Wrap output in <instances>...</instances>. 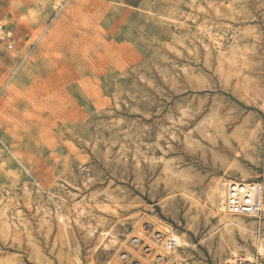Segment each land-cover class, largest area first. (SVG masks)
I'll list each match as a JSON object with an SVG mask.
<instances>
[{"label":"rangeland","instance_id":"374dc122","mask_svg":"<svg viewBox=\"0 0 264 264\" xmlns=\"http://www.w3.org/2000/svg\"><path fill=\"white\" fill-rule=\"evenodd\" d=\"M0 31V264H106L146 216L167 264H264V193L224 220L212 195L264 185V0H0Z\"/></svg>","mask_w":264,"mask_h":264},{"label":"bare ground","instance_id":"6f19581e","mask_svg":"<svg viewBox=\"0 0 264 264\" xmlns=\"http://www.w3.org/2000/svg\"><path fill=\"white\" fill-rule=\"evenodd\" d=\"M2 33V31H0ZM7 36H10V32H6ZM213 40L216 44H220V35L213 37ZM11 47V46H9ZM239 181L249 182L248 180L252 177L246 176L243 174L238 177ZM238 180V179H232ZM231 178L226 176V174L217 177L213 181V203L215 204L216 214L221 216V219L227 218L226 216H250V215H232L228 213L224 206V198L226 186L230 183ZM254 182V181H252ZM261 188L260 191V201L263 209V193H264V185L260 182H257ZM75 206V205H74ZM73 206V207H74ZM76 211L85 213V208L80 205V207H75ZM74 209V210H75ZM80 214V213H79ZM257 216V215H254ZM142 219L148 220L150 223L146 226H143ZM227 220V219H226ZM232 221V220H231ZM231 221H225L226 223H231ZM232 223H236L240 225L239 221L236 220ZM130 236L136 238V241L133 244L130 241ZM133 240V239H132ZM260 241V240H259ZM131 242V243H130ZM256 242H258L256 240ZM169 243H172L171 247H169ZM182 236L175 232L170 225H165L161 223L160 220L154 219L153 217L146 216L144 218H138L133 229L128 233L127 238L125 240H119L116 237V233L113 231L111 227L103 230L98 238V242L96 245V250L102 248H106L107 246H112L114 248V252L111 254L110 258L107 260L106 264H130L133 258L136 259V264H167L170 261V258L174 257L173 254L176 250L173 249L174 246H180L183 244ZM145 245L144 249L142 246ZM258 253L264 258V245L261 242L257 244ZM122 252H127L128 255L121 254ZM130 254V256H129ZM159 257V259H157ZM120 258L127 259V262L123 263ZM79 261V260H78ZM228 261L231 264H260L255 257L251 254H245L241 256L235 249L231 250L230 256L228 257ZM159 262V263H156ZM79 263V262H78Z\"/></svg>","mask_w":264,"mask_h":264},{"label":"built area","instance_id":"2783aa9c","mask_svg":"<svg viewBox=\"0 0 264 264\" xmlns=\"http://www.w3.org/2000/svg\"><path fill=\"white\" fill-rule=\"evenodd\" d=\"M260 191L261 188L257 182L232 180L227 184L225 191L226 211L232 215H258L262 211ZM135 241L136 238H133V242ZM171 245L172 243H169V247Z\"/></svg>","mask_w":264,"mask_h":264}]
</instances>
